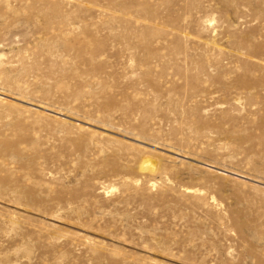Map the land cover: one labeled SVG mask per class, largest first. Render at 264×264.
<instances>
[{
	"label": "rangeland",
	"instance_id": "1",
	"mask_svg": "<svg viewBox=\"0 0 264 264\" xmlns=\"http://www.w3.org/2000/svg\"><path fill=\"white\" fill-rule=\"evenodd\" d=\"M0 264H264V0H0Z\"/></svg>",
	"mask_w": 264,
	"mask_h": 264
}]
</instances>
